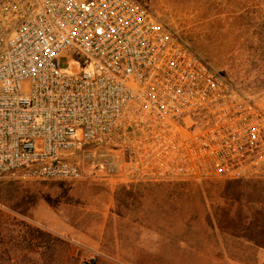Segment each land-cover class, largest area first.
<instances>
[{"label":"built area","instance_id":"2783aa9c","mask_svg":"<svg viewBox=\"0 0 264 264\" xmlns=\"http://www.w3.org/2000/svg\"><path fill=\"white\" fill-rule=\"evenodd\" d=\"M87 165L264 179V109L137 0H0V178L75 181Z\"/></svg>","mask_w":264,"mask_h":264},{"label":"rangeland","instance_id":"374dc122","mask_svg":"<svg viewBox=\"0 0 264 264\" xmlns=\"http://www.w3.org/2000/svg\"><path fill=\"white\" fill-rule=\"evenodd\" d=\"M137 1L264 109V0ZM71 154L81 160L80 152ZM88 167L75 181L0 178V264H96L84 256V246L99 239L106 214L103 244L109 250L114 240L121 245L132 236L126 220L136 218L126 215L141 211L145 221L170 232L182 224L183 237L200 245L217 229L264 237V179L132 182L123 174L91 175ZM118 211L125 222L110 214ZM241 247L253 262V246ZM113 252L126 257L130 251Z\"/></svg>","mask_w":264,"mask_h":264},{"label":"crops","instance_id":"0c3cea01","mask_svg":"<svg viewBox=\"0 0 264 264\" xmlns=\"http://www.w3.org/2000/svg\"><path fill=\"white\" fill-rule=\"evenodd\" d=\"M110 214L121 219V222H125L126 216L136 218L126 220L128 234L132 231L133 237L128 236L126 243L123 244L122 241L121 245L114 240L113 247L107 249L103 240L110 215H104L99 239L92 245L84 246V256L96 258V264H264L263 246L231 232H221L217 229L218 234L206 238V244L200 245L183 237L182 224L178 226V232L177 225L174 232H170L164 226L151 225L145 221L144 211L129 213L126 216L120 211ZM120 228L122 230V227ZM243 244L253 246L256 252L253 262L247 260L245 250L241 247ZM123 246L130 251L126 257L119 252H113Z\"/></svg>","mask_w":264,"mask_h":264},{"label":"trees","instance_id":"16d2710c","mask_svg":"<svg viewBox=\"0 0 264 264\" xmlns=\"http://www.w3.org/2000/svg\"><path fill=\"white\" fill-rule=\"evenodd\" d=\"M205 61V60H204ZM206 62V61H205ZM207 63V62H206ZM208 64V63H207ZM209 65V64H208ZM210 66V65H209ZM211 67V66H210ZM212 68V67H211ZM213 69V68H212ZM221 76V75H220ZM227 82H229L224 76H222ZM230 83V82H229ZM231 84V83H230ZM235 183H239V182H237V181H235ZM42 234H44V233H42ZM247 238V237H246ZM248 240H250V241H252V242H254L255 244H259V245H261V246H263L264 247V237L261 239H256V238H248Z\"/></svg>","mask_w":264,"mask_h":264}]
</instances>
